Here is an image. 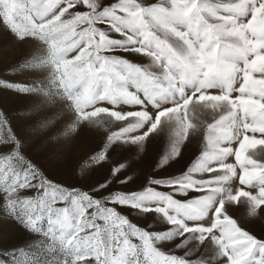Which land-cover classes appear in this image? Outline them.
I'll return each mask as SVG.
<instances>
[{"label":"rangeland","instance_id":"rangeland-1","mask_svg":"<svg viewBox=\"0 0 264 264\" xmlns=\"http://www.w3.org/2000/svg\"><path fill=\"white\" fill-rule=\"evenodd\" d=\"M136 2L164 8L163 18L189 42L147 15L145 26L135 25L137 36L150 33L168 52L155 59L125 54L147 73L139 90L131 81L97 83L88 71L95 48L86 36L65 39L62 29L53 31L52 13L41 18L28 0H19L23 8L0 0L6 17L0 23V81L14 82L24 93L0 84V109L25 113L12 124L17 136L31 137L23 154L65 197L79 194L71 204L48 206L67 208L66 227L54 223L63 212L49 215L48 207L37 206L32 214L42 235L28 239L46 237L41 264H144L145 230L159 233L165 220L182 223L194 207L182 196L191 191L203 194L198 203L205 206L209 200L239 202L240 213L264 205V0ZM174 10L183 22L172 20ZM152 50L159 51L155 44ZM5 163L0 161V191ZM15 179L9 177V187ZM110 200L116 203L105 206ZM97 204L103 215L93 219ZM257 212L241 219L261 233L264 212ZM24 239L18 225L0 222V250ZM151 241L160 246L155 235Z\"/></svg>","mask_w":264,"mask_h":264},{"label":"snow or ice","instance_id":"snow-or-ice-1","mask_svg":"<svg viewBox=\"0 0 264 264\" xmlns=\"http://www.w3.org/2000/svg\"><path fill=\"white\" fill-rule=\"evenodd\" d=\"M28 2L41 18L52 13V20L49 23L62 29L65 39L74 35L87 37L97 53L93 63L88 64V71L95 77L97 83H103L107 87L116 82L128 84L131 81L139 90L142 83H146L143 80L147 75L143 71L144 66L126 58V53H135L137 57L147 56L150 59L160 58L161 55L168 56V52L157 37L144 32L136 35L135 25L145 26L146 15L164 32H172L173 35L185 40V43H189L185 33L176 32L170 27L163 18L166 10L158 5L142 6L136 0H115L111 3L107 0H28ZM12 3L23 8L19 0H12ZM243 13L244 10L241 9V14ZM169 15L173 21L183 22V18L175 10ZM22 18L30 21V17ZM5 20L6 17L0 10V23ZM92 37H97L99 42L92 41ZM153 44L158 52L152 50ZM240 54L246 55V51L241 49ZM89 55L90 52L86 50L83 59L87 61ZM0 84L6 85L10 92L24 95L19 92L14 82L0 81ZM116 102L115 99L111 100L113 104ZM24 114L16 108L0 109V148L6 149L0 151V161L6 162L3 170L6 178L3 190L0 191V222L10 221L18 225L25 235L23 242L10 249L0 250V257H3L0 258V264H41L39 256L41 251L45 250L46 237L39 241L28 239L31 236L42 235L35 231L36 221L32 214L37 210V206L43 209L53 202L71 204L72 197L79 195L69 193L65 197L59 188L54 187L55 182L41 171L40 165L23 154L31 137L28 132L17 136L12 124ZM10 176L16 179L9 187ZM112 195L109 193V196ZM202 195L196 191L183 194L182 199L191 201L194 207L185 213L182 223L169 224L165 220V227L161 232L152 234L145 230L144 235L148 239L141 240L145 246L144 264H264V232H253L241 219L243 215L264 212V205L259 210L249 207L246 213H240L239 202L235 205L229 203L220 205L209 200L205 206L198 203ZM58 196L63 199L58 200ZM110 203L116 201H105L104 205ZM119 206L128 207L123 203ZM94 207L96 210L91 213L93 219L98 214L103 215L102 206L97 204ZM48 211L49 215L53 211L65 213L58 216L54 223L62 227L68 226L67 208L48 207ZM81 215L83 216L82 210ZM226 216L229 221L235 223V228L225 221ZM153 235L159 241L158 248L152 246ZM209 252L211 255H207Z\"/></svg>","mask_w":264,"mask_h":264},{"label":"clouds","instance_id":"clouds-1","mask_svg":"<svg viewBox=\"0 0 264 264\" xmlns=\"http://www.w3.org/2000/svg\"><path fill=\"white\" fill-rule=\"evenodd\" d=\"M58 30H59L58 28H53V31H58ZM255 216H259V213L256 212V213H255Z\"/></svg>","mask_w":264,"mask_h":264}]
</instances>
